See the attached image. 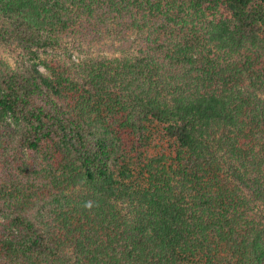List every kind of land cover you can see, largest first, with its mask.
<instances>
[{
	"label": "trees",
	"instance_id": "trees-1",
	"mask_svg": "<svg viewBox=\"0 0 264 264\" xmlns=\"http://www.w3.org/2000/svg\"><path fill=\"white\" fill-rule=\"evenodd\" d=\"M0 42V264H264V0H0Z\"/></svg>",
	"mask_w": 264,
	"mask_h": 264
},
{
	"label": "rangeland",
	"instance_id": "rangeland-1",
	"mask_svg": "<svg viewBox=\"0 0 264 264\" xmlns=\"http://www.w3.org/2000/svg\"><path fill=\"white\" fill-rule=\"evenodd\" d=\"M64 41L62 45L50 48L48 52H40V56L42 59H64L69 60L70 58L74 61H78L80 56L82 55L78 51L72 49L71 44H64L65 41L70 40L67 36L63 37ZM121 36L116 33L108 34L106 39L99 41L97 44L93 45L90 49L91 53L94 55L101 54L106 56L119 55L121 54L122 49H118L121 45L120 42ZM137 46V45H136ZM134 45V49H136ZM124 47L130 48V45H125ZM124 51V50H123ZM29 56L24 53V51L19 48L16 44H6L0 42V61L7 63L14 70H24L26 66L29 65ZM39 69L45 73L49 74V71L46 69L43 63L39 64ZM264 97V95H263ZM252 208L256 211L257 207L252 206Z\"/></svg>",
	"mask_w": 264,
	"mask_h": 264
}]
</instances>
